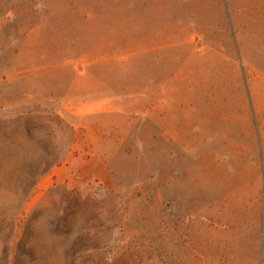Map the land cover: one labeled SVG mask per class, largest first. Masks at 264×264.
<instances>
[{
    "label": "rangeland",
    "instance_id": "obj_1",
    "mask_svg": "<svg viewBox=\"0 0 264 264\" xmlns=\"http://www.w3.org/2000/svg\"><path fill=\"white\" fill-rule=\"evenodd\" d=\"M0 264H264V0H0Z\"/></svg>",
    "mask_w": 264,
    "mask_h": 264
}]
</instances>
